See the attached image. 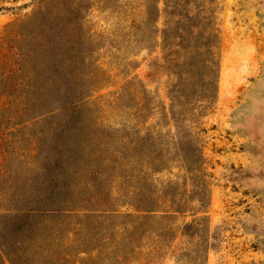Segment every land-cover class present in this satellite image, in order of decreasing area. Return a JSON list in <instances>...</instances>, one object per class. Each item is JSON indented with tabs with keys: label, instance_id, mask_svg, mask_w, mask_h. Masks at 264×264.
I'll return each mask as SVG.
<instances>
[{
	"label": "rangeland",
	"instance_id": "1",
	"mask_svg": "<svg viewBox=\"0 0 264 264\" xmlns=\"http://www.w3.org/2000/svg\"><path fill=\"white\" fill-rule=\"evenodd\" d=\"M165 1L0 0V264H264V0H177L213 100Z\"/></svg>",
	"mask_w": 264,
	"mask_h": 264
},
{
	"label": "trees",
	"instance_id": "2",
	"mask_svg": "<svg viewBox=\"0 0 264 264\" xmlns=\"http://www.w3.org/2000/svg\"><path fill=\"white\" fill-rule=\"evenodd\" d=\"M162 10L167 14L166 28L162 34L165 45H172L174 39L180 41L178 45L186 52V66L192 71L201 69L210 76L213 100L217 96L216 76L219 70L217 59L219 36L215 33L214 8L211 6L191 11L188 6L181 5L177 0H166L163 9L157 6L158 18ZM196 57L201 58V63L196 61ZM69 104L74 105V101ZM192 152L193 156L199 155L197 148ZM142 208V211L150 215H147L149 218L154 217L158 211L152 205ZM129 240L133 242L134 238Z\"/></svg>",
	"mask_w": 264,
	"mask_h": 264
}]
</instances>
